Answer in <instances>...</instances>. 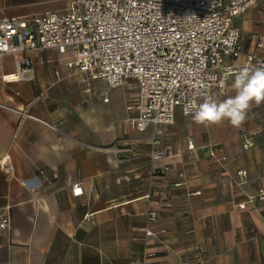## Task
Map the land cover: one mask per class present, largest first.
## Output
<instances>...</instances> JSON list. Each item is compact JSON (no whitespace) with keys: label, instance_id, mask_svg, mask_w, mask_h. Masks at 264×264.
Wrapping results in <instances>:
<instances>
[{"label":"crops","instance_id":"0c3cea01","mask_svg":"<svg viewBox=\"0 0 264 264\" xmlns=\"http://www.w3.org/2000/svg\"><path fill=\"white\" fill-rule=\"evenodd\" d=\"M71 1L0 0V16L58 13ZM234 26L242 51L264 58V3ZM30 57L31 82L15 78L14 56L4 59L0 103L27 108L58 131L0 108V161L13 168L0 167V223L11 218L0 229V264H264V104L238 126L197 124L179 112L174 125L140 132L126 110L135 83L107 95L101 82L68 71L71 51ZM233 77L211 96L235 95ZM154 136L170 151L166 160L150 162Z\"/></svg>","mask_w":264,"mask_h":264},{"label":"built area","instance_id":"2783aa9c","mask_svg":"<svg viewBox=\"0 0 264 264\" xmlns=\"http://www.w3.org/2000/svg\"><path fill=\"white\" fill-rule=\"evenodd\" d=\"M71 6L58 13L21 17L0 16V67L7 56H14L15 78L35 81V65L30 55L71 51L67 64L72 74L87 76L106 87V94L135 83L134 105L126 101L128 113L140 132L151 126L174 125L177 113L185 115L187 102L204 99L214 91L225 92L228 82L240 69L264 66V58L245 54L241 48L242 30L235 19L264 0H72ZM264 47V39L258 48ZM105 97L104 102L109 98ZM20 119L34 120L58 131L48 121L31 116L27 108L14 109L0 103ZM194 112L195 109H192ZM244 148L253 144L244 135ZM150 162L166 160L167 148L152 137ZM210 158L222 166L228 160L219 157L213 146ZM190 145L188 150L195 151ZM5 172L11 166L0 161ZM168 170V167L165 169ZM246 177V171L239 173ZM176 186H180L179 184ZM72 193L84 195L81 185ZM264 199V192L259 195ZM254 198H250L253 200ZM242 204L240 208H244ZM153 212L149 220L156 221ZM88 218V217H87ZM10 216L3 217L2 231L9 230ZM147 238L155 235L145 230ZM152 256V255H149Z\"/></svg>","mask_w":264,"mask_h":264},{"label":"clouds","instance_id":"9594fccd","mask_svg":"<svg viewBox=\"0 0 264 264\" xmlns=\"http://www.w3.org/2000/svg\"><path fill=\"white\" fill-rule=\"evenodd\" d=\"M230 88L235 95L223 100L211 95L205 96L202 103L196 98L190 99L185 106V115L191 114L197 124H218L227 120L234 126L240 125L253 104H264V66L240 69Z\"/></svg>","mask_w":264,"mask_h":264}]
</instances>
